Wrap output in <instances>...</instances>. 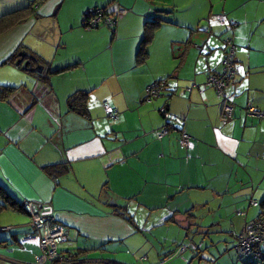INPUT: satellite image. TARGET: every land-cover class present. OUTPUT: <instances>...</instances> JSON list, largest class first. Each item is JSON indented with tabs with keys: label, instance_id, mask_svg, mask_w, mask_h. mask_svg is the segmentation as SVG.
I'll return each instance as SVG.
<instances>
[{
	"label": "crops",
	"instance_id": "1",
	"mask_svg": "<svg viewBox=\"0 0 264 264\" xmlns=\"http://www.w3.org/2000/svg\"><path fill=\"white\" fill-rule=\"evenodd\" d=\"M32 1L0 0V16ZM95 6L127 12L113 28L88 29L82 25L84 12ZM261 7L264 0H41L37 16L0 33V85L17 87L11 97L0 99V185L17 203L31 200L42 215H54L67 232L60 249L85 262L90 252L111 262L113 243L102 252L95 248L136 231H147L146 240L156 246L151 233L185 217L186 232L195 235L184 234L187 243L175 253L191 249L186 264L194 258L196 264L209 259L211 264H256L238 258L237 237L247 219L264 214V118L246 111L248 104L264 111V30L247 25L258 16L264 20ZM239 8L246 11L237 13ZM158 14L164 21L140 63L144 23ZM220 15L228 25L218 21ZM230 22L235 40H227L236 41L238 73L227 87L234 112L224 124L225 100L206 82L223 68ZM108 36L105 45L101 38ZM20 51L35 56L42 72L6 62ZM166 77L168 89L149 99L147 86ZM90 88L95 94L88 118L71 111L68 99ZM106 101L119 112L117 119L105 114ZM165 104L169 117L160 109ZM166 124L174 128L158 139L156 130ZM182 129L191 135L189 146L181 144ZM61 163L69 169L57 177L45 169ZM252 199L260 205H252ZM131 212L148 217L142 229L138 222L144 218L137 221ZM0 217L1 226L19 229L0 231V264H32L39 243L22 240L34 231L30 215L5 208ZM200 230L214 233L203 254L196 239ZM174 254L159 252L154 261L169 264Z\"/></svg>",
	"mask_w": 264,
	"mask_h": 264
},
{
	"label": "built area",
	"instance_id": "2",
	"mask_svg": "<svg viewBox=\"0 0 264 264\" xmlns=\"http://www.w3.org/2000/svg\"><path fill=\"white\" fill-rule=\"evenodd\" d=\"M127 10L122 7L109 10L107 7L99 6L97 8H89L84 12L82 25L88 29L105 26L109 28L115 27L117 19L120 15L126 13ZM219 19L223 22L224 16L220 15ZM234 24V23H233ZM226 52L223 60V68L220 72H212L207 78L206 85L215 87L219 94L224 98L222 110V123H227L233 116L234 104L232 93H227L229 83L235 79L238 73V67L235 63L236 44L233 39L226 41ZM168 89V80L161 79L154 81L146 88V96L149 99L156 98ZM189 91L192 88H188ZM104 108L110 119H117L119 112L114 109L111 104L104 102ZM161 111L166 117L169 112L166 107H162ZM246 111L251 116L264 118V111L260 110L253 104H248ZM174 126L166 124L156 130L158 139L164 138L171 132ZM191 135L184 129L181 130V144L189 146ZM251 204L259 206L257 199H252ZM23 210L30 215V226L33 232H28L22 237L23 241L37 240L39 243V252L35 255L32 264H85V261L78 255L71 252L62 251L60 246L66 241V228L57 220L54 215H42L38 211V205L31 200H25L21 204ZM246 215V211L241 212ZM13 226L1 227L2 230H10ZM237 250L241 259L248 260L251 263L264 264V215H258L252 219H247L243 230L237 237ZM103 264H109L103 262ZM202 264H211L204 262Z\"/></svg>",
	"mask_w": 264,
	"mask_h": 264
},
{
	"label": "rangeland",
	"instance_id": "3",
	"mask_svg": "<svg viewBox=\"0 0 264 264\" xmlns=\"http://www.w3.org/2000/svg\"><path fill=\"white\" fill-rule=\"evenodd\" d=\"M175 3H179V2H175ZM253 9H254L253 5H249L247 7V10H249L250 12L253 11ZM260 9H262L260 11V14H261L264 9H263V7H261ZM245 11H246V8H242V10H241V8H239L237 13L242 14ZM160 14L163 15V17H169V18L173 17L172 13L165 14V13L160 12ZM256 19L257 20H252L247 25L250 26L251 29L253 28V30H257L258 32H260V30H264V20H262V18H260L259 16ZM218 21L220 23H225L228 25L227 21H225V22H222L220 20H218ZM204 25L205 24H200V28H202ZM233 25H234L233 23H231V22L229 23V27H231L232 29L230 28L229 34L224 38V40H227L228 37H233L235 40V37L233 35L235 27ZM245 25L246 24H243L244 27H245ZM79 26H80V23H79ZM80 28H81V26H80ZM101 28H103V27H101ZM107 31H110V33L112 32V30H107ZM198 32L199 31H196L195 35L199 34ZM111 35H113V34H111ZM185 36H187V34ZM31 37H32V35L30 34V38ZM112 38H114V37L112 36ZM101 40L105 45H109L110 40H111V36L101 38ZM224 40H223V42H225ZM183 42H184V40H183ZM183 42H182L181 46L183 45ZM235 43H236V41H235ZM224 44L226 45V42ZM191 45H189V46H191ZM193 47H195V45L192 46V48ZM184 50H185V48H184ZM20 52H22V51H20ZM78 65H79V63H78ZM80 72L84 73V69H81ZM93 73H94V70L92 69L91 74H93ZM103 88L108 89V86L106 85ZM91 89H93V88H90L89 91H92ZM95 90H96V88H95ZM116 90H117L116 87H114L113 91L116 92ZM132 93H134L133 88H132ZM94 94H95V92L93 90V92H91V94H90L91 99L94 96ZM90 95H89V101L91 100ZM105 114L107 115V113H105ZM131 213H132V215H134V217L137 221H138V217L144 218V220L142 222H140V223L138 222L139 229H142L143 225L145 223V220H147L148 217L147 216L146 217L145 216H138L137 217L134 214V212H131ZM7 215H9V213ZM184 218L185 217H176L174 223L166 225L165 227H161L157 231L152 232L151 235L154 234L155 239L158 240L156 246H152V242L150 243L149 241L146 240V238H150L149 235L147 234V231H138V232L136 231L135 235L128 237L126 239H123L121 241L109 242L106 246L107 248H101L99 246V248H95L96 251H94V252L105 251V250L109 249L108 245L110 243H113L114 246H113V248L110 249V252H111L110 256L113 258V260L111 262H113V263L116 262V263H120V264H160L159 261H157L156 263L154 261L155 258L158 256L157 253L160 252L162 255H165V254L166 255L167 254L172 255L176 252V250L178 249V247L181 244L187 243V241H185L186 237H184V234H187L188 232H186L187 231L185 229L186 226H185V224H183ZM25 219H26V217H25ZM0 220H3V217H0ZM2 223L8 224V222H5V221H2ZM1 227H3V226H1V224H0V231H7V232H18L19 231L18 228H15L11 231H8V230H2ZM132 227L136 228L137 226H132ZM157 233L162 235L161 238L164 241H162L161 238L156 236ZM0 234H1V232H0ZM7 234H9V233H7ZM192 235H195V233H193V232L188 233L189 238H191ZM205 236H207V238ZM213 238H214L213 230H210L208 234H204V233H202V230H200V232L198 234H196V239L199 240L198 245H200L199 248H201L200 252H202V254H203V252H205L207 250L206 245H209L210 241ZM24 248L31 250V249H34V245L24 244ZM37 253H35V255ZM90 253L91 254L88 256L87 262H85V264H103V262H105V261L109 263V261L103 259V256H101L100 253H98V254H94L93 252H90ZM188 253H192V250L189 249L186 252V254H188ZM31 254H32V252H31ZM186 254L185 253H182V254L175 253L174 257L172 259H170L169 264H186V261H187V260H185L187 257ZM12 256H15V255L12 254ZM238 258L240 260L246 261L245 259H241L239 256H238ZM209 260H211V259H209ZM209 260L208 261L204 260L203 262H209ZM196 263H197L196 258H194L192 264H196Z\"/></svg>",
	"mask_w": 264,
	"mask_h": 264
},
{
	"label": "trees",
	"instance_id": "4",
	"mask_svg": "<svg viewBox=\"0 0 264 264\" xmlns=\"http://www.w3.org/2000/svg\"><path fill=\"white\" fill-rule=\"evenodd\" d=\"M40 3H41V0H33L29 5L25 7L2 14L0 16V33L8 30L9 28H12L13 26L19 23L25 22L28 18L32 16H37V9ZM97 7L99 6H95L93 8H97ZM163 21L164 19L159 14L145 21L144 34L142 37L141 45L137 52L138 62L142 63L145 60H147L148 45L152 42L156 30L162 25ZM18 58H19V52H15L6 59V62L8 61L14 62V61H17ZM32 59H33L32 61L33 65L38 63V59L35 58V56L32 55ZM76 65L78 64H74V65H71L65 68L51 70L50 73H60L62 71L72 69L73 67H76ZM165 79H168V78L166 77ZM16 90H17V87H14V86L0 85V99H8L15 93ZM90 93L91 91H86V90H77L76 92H74L68 99L69 109L82 116L89 118L90 116V111H89ZM45 169L49 174L57 177L65 173L69 169V166H68V163H61V164H53V165L46 166ZM0 197L3 200V202L0 203V212L5 208H13L15 210L24 211L21 204L17 203L1 185H0ZM262 204L264 205V200L262 201ZM261 215H264V214H261ZM109 264H113V263L109 262Z\"/></svg>",
	"mask_w": 264,
	"mask_h": 264
},
{
	"label": "water",
	"instance_id": "5",
	"mask_svg": "<svg viewBox=\"0 0 264 264\" xmlns=\"http://www.w3.org/2000/svg\"><path fill=\"white\" fill-rule=\"evenodd\" d=\"M16 65H22L27 70H33V71H37V72H42V70H43V66L41 64L37 63L36 66H34L32 64V54L28 53L27 51H22L19 53V58L16 61ZM162 107H166L167 111L168 112L170 111L169 110V107H170L169 104H165Z\"/></svg>",
	"mask_w": 264,
	"mask_h": 264
}]
</instances>
